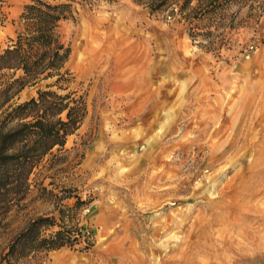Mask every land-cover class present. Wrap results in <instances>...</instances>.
Listing matches in <instances>:
<instances>
[{
    "label": "rangeland",
    "instance_id": "rangeland-1",
    "mask_svg": "<svg viewBox=\"0 0 264 264\" xmlns=\"http://www.w3.org/2000/svg\"><path fill=\"white\" fill-rule=\"evenodd\" d=\"M27 1L0 0V52ZM73 5L59 30L87 112L0 209V253L31 217L80 197L70 213L93 245L41 264H264V0L191 22L135 0Z\"/></svg>",
    "mask_w": 264,
    "mask_h": 264
},
{
    "label": "trees",
    "instance_id": "trees-1",
    "mask_svg": "<svg viewBox=\"0 0 264 264\" xmlns=\"http://www.w3.org/2000/svg\"><path fill=\"white\" fill-rule=\"evenodd\" d=\"M73 1L28 0L15 36L0 52V209H6L12 197L28 193L34 168L54 147L64 146L86 115L85 93L70 87L74 74L65 63L71 48L59 30L62 20L74 17ZM135 1L150 12L172 6L167 17L179 15L177 21L191 22L214 19L218 5L230 0ZM49 79L36 95L12 100L25 86ZM82 203L78 197L72 205L62 204L56 214L31 217L7 242L0 264H41L42 254L62 246L88 250L93 245L90 232L70 213Z\"/></svg>",
    "mask_w": 264,
    "mask_h": 264
},
{
    "label": "bare ground",
    "instance_id": "bare-ground-1",
    "mask_svg": "<svg viewBox=\"0 0 264 264\" xmlns=\"http://www.w3.org/2000/svg\"><path fill=\"white\" fill-rule=\"evenodd\" d=\"M235 212H236V211H235ZM234 219H235V218H234ZM234 221H235V220H234ZM235 225H236V224H235ZM235 225H234V226H235ZM234 236H235V235H234ZM235 238H236V237H235ZM236 240H237V239H236ZM237 241H238V240H237ZM236 249H237V248H236ZM239 254H240V253H239ZM192 264H193V263H192Z\"/></svg>",
    "mask_w": 264,
    "mask_h": 264
},
{
    "label": "crops",
    "instance_id": "crops-1",
    "mask_svg": "<svg viewBox=\"0 0 264 264\" xmlns=\"http://www.w3.org/2000/svg\"><path fill=\"white\" fill-rule=\"evenodd\" d=\"M260 17V16H259ZM259 20V19H258Z\"/></svg>",
    "mask_w": 264,
    "mask_h": 264
}]
</instances>
